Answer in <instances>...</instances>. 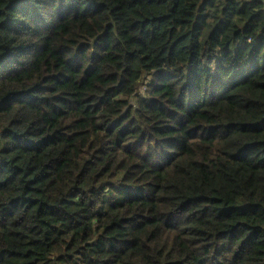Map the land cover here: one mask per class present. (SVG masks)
Instances as JSON below:
<instances>
[{
  "label": "trees",
  "instance_id": "16d2710c",
  "mask_svg": "<svg viewBox=\"0 0 264 264\" xmlns=\"http://www.w3.org/2000/svg\"><path fill=\"white\" fill-rule=\"evenodd\" d=\"M0 264H264V0H0Z\"/></svg>",
  "mask_w": 264,
  "mask_h": 264
},
{
  "label": "rangeland",
  "instance_id": "374dc122",
  "mask_svg": "<svg viewBox=\"0 0 264 264\" xmlns=\"http://www.w3.org/2000/svg\"><path fill=\"white\" fill-rule=\"evenodd\" d=\"M143 92H144V90H143Z\"/></svg>",
  "mask_w": 264,
  "mask_h": 264
}]
</instances>
